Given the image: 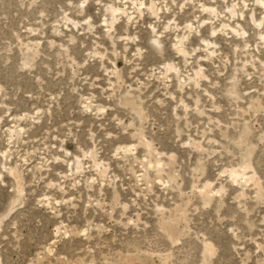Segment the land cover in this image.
<instances>
[{
	"label": "rangeland",
	"instance_id": "374dc122",
	"mask_svg": "<svg viewBox=\"0 0 264 264\" xmlns=\"http://www.w3.org/2000/svg\"><path fill=\"white\" fill-rule=\"evenodd\" d=\"M204 243L264 264V0H0V264Z\"/></svg>",
	"mask_w": 264,
	"mask_h": 264
},
{
	"label": "bare ground",
	"instance_id": "6f19581e",
	"mask_svg": "<svg viewBox=\"0 0 264 264\" xmlns=\"http://www.w3.org/2000/svg\"><path fill=\"white\" fill-rule=\"evenodd\" d=\"M111 10V9H110ZM111 12H114V11H112L111 10ZM109 13H110V11H109ZM115 14V13H114ZM114 14L113 13H110V15H111V20H112V24H113V21H114ZM168 70H169V68L168 67H166V71L168 72ZM199 73L200 72H198L197 74H196V76L198 77V76H200V75H202L203 76V74H200L199 75ZM202 73V72H201ZM199 78V77H198ZM142 137V136H141ZM144 139V138H143ZM143 139L142 138H140L139 139V142H140V144L141 145H144V146H146L147 148H149V145L148 144H146L147 143V141L145 140V142L143 141ZM149 149H152L151 148V146H150V148ZM251 160L250 159H248L245 163H244V165H242L243 167L242 168H239V169H237V170H234V171H232V172H230V173H228L229 174V178L232 180V182H236V181H238V178H240V177H242L245 173H247V172H249V170H251ZM245 171V172H244ZM254 171V170H253ZM253 174L250 176V178H249V181L250 182H252L253 183V185L257 188V192H258V195L259 196H263L262 195V191H261V188H260V185H261V182H260V184H259V179H257V177H255L254 176V173L255 172H252ZM256 175V174H255ZM14 176H15V178H16V181H17V187L18 186H20V185H22L21 183H19L20 181L18 180V176L16 175V173L14 174ZM248 180V179H247ZM20 184V185H19ZM21 187V186H20ZM19 187V188H20ZM211 187H210V185H205L204 186V191H202V192H200L199 194L203 197V198H208L209 197V195H210V189ZM20 191H21V189H20ZM221 192V191H220ZM219 192V193H220ZM208 203H209V201H208ZM167 225V224H166ZM165 226V225H164ZM174 230H175V228H174ZM174 230H173V227H172V223H168V234H170L169 236H171V239L173 240V244H177L178 243V240H176L175 239V235L176 234H174ZM179 236V235H178ZM171 240V241H172ZM180 241V240H179ZM205 245H206V243H204ZM205 248V256H204V264H209V260L211 261V259H212V257L215 255V249H214V247H213V245L212 244H210V243H207V245H206V247H204ZM162 256V255H161ZM173 256V255H172ZM172 256L171 255H165L164 257H165V259L162 261V262H164V264H172V261H171V259H172ZM137 258V257H136ZM136 258H134V257H128V258H125V260H126V262L127 263H123V264H140L139 262H138V258L136 259ZM150 258V257H149ZM151 260V259H150ZM69 264H83V262L81 261V260H77V261H75V262H71V263H69Z\"/></svg>",
	"mask_w": 264,
	"mask_h": 264
}]
</instances>
